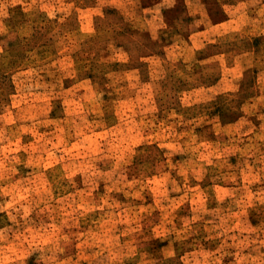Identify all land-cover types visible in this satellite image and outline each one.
Masks as SVG:
<instances>
[{
    "label": "rangeland",
    "instance_id": "rangeland-1",
    "mask_svg": "<svg viewBox=\"0 0 264 264\" xmlns=\"http://www.w3.org/2000/svg\"><path fill=\"white\" fill-rule=\"evenodd\" d=\"M0 264H264V0H0Z\"/></svg>",
    "mask_w": 264,
    "mask_h": 264
}]
</instances>
